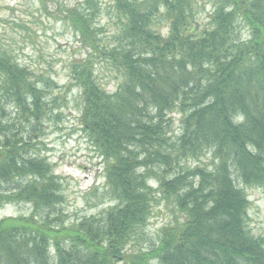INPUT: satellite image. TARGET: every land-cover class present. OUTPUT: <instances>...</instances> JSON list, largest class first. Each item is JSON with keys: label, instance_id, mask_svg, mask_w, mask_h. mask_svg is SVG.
I'll return each mask as SVG.
<instances>
[{"label": "trees", "instance_id": "obj_1", "mask_svg": "<svg viewBox=\"0 0 264 264\" xmlns=\"http://www.w3.org/2000/svg\"><path fill=\"white\" fill-rule=\"evenodd\" d=\"M110 2L109 41L96 0L57 7L86 53L64 90L80 94L81 130L103 164L111 206L98 217L65 226L64 181L40 149L45 95L62 88L0 50V207H31L0 221V264H264L240 187L264 191V0H210L205 25L197 0ZM160 200L171 222L132 251Z\"/></svg>", "mask_w": 264, "mask_h": 264}, {"label": "rangeland", "instance_id": "obj_2", "mask_svg": "<svg viewBox=\"0 0 264 264\" xmlns=\"http://www.w3.org/2000/svg\"><path fill=\"white\" fill-rule=\"evenodd\" d=\"M45 6L38 0H0V50L6 51L20 66L35 76L53 80L62 88L61 93H47L44 102L50 108L42 122V147L45 157L53 165L55 174L64 181L65 203L62 206L65 226L89 217H98L111 206L105 191L103 164L81 130L79 116L80 94L69 84L68 66L72 61L85 58V51L77 43L73 32L61 20L57 7L74 4L79 0H53ZM101 13L96 19L104 41H109L116 31L110 0H96ZM199 18L203 25L208 21L210 0H197ZM161 30V34H165ZM97 80L109 93L115 92L116 80L109 68L96 65ZM10 119L15 113L8 110ZM173 133L178 130L177 116L173 117ZM209 166V156L193 162ZM192 164V166H193ZM149 184L156 189L157 183ZM240 186V185H239ZM248 200V229L254 237L264 238V191L257 187L240 186ZM30 205L8 204L0 207V221L28 217ZM172 205L160 200L144 232V239L134 250L147 249L157 243L159 231L173 218Z\"/></svg>", "mask_w": 264, "mask_h": 264}]
</instances>
